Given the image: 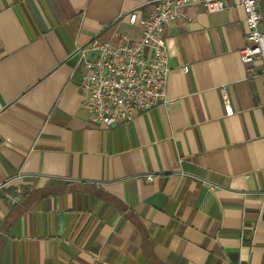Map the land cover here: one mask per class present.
I'll return each instance as SVG.
<instances>
[{"label":"crops","instance_id":"1","mask_svg":"<svg viewBox=\"0 0 264 264\" xmlns=\"http://www.w3.org/2000/svg\"><path fill=\"white\" fill-rule=\"evenodd\" d=\"M152 1L0 0V264H264V80L234 0L167 26L168 106L83 109L79 48L136 41Z\"/></svg>","mask_w":264,"mask_h":264},{"label":"built area","instance_id":"2","mask_svg":"<svg viewBox=\"0 0 264 264\" xmlns=\"http://www.w3.org/2000/svg\"><path fill=\"white\" fill-rule=\"evenodd\" d=\"M246 14V45L241 59L250 78L264 80V15L260 0H234ZM203 6L209 13L226 10L224 0H153L152 9L143 17L131 15L132 24L143 27L142 36L120 46L93 41L88 49L79 48L76 70L81 72V94L84 111L98 127L113 128L132 123L139 114L172 103L169 82L172 73L171 53L165 31L179 19L192 21L188 10ZM89 51L93 52L92 57ZM260 63L259 70L256 65ZM186 73L188 67H184ZM222 95L228 105L227 89ZM227 114L233 110L227 107ZM153 181V177H148Z\"/></svg>","mask_w":264,"mask_h":264}]
</instances>
